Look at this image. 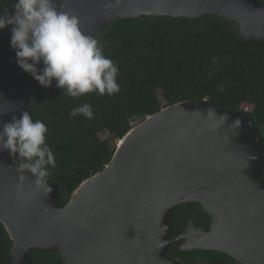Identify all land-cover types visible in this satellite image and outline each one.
<instances>
[{"label": "water", "instance_id": "obj_1", "mask_svg": "<svg viewBox=\"0 0 264 264\" xmlns=\"http://www.w3.org/2000/svg\"><path fill=\"white\" fill-rule=\"evenodd\" d=\"M97 37L118 19L149 16L232 21L246 39L264 40L260 0H53ZM15 10H8L9 17ZM5 14V15H6ZM0 30V131L30 111L34 79ZM40 68H43L41 63ZM19 154L0 149V221L12 242L7 264H34L30 253L57 251L64 264H186L169 256L175 208L198 203L212 217L196 225L183 251L225 253L264 264V139L248 111L210 100L168 107L135 126L105 170L65 204L56 182L37 190L18 180ZM19 185V187H18Z\"/></svg>", "mask_w": 264, "mask_h": 264}, {"label": "trees", "instance_id": "obj_2", "mask_svg": "<svg viewBox=\"0 0 264 264\" xmlns=\"http://www.w3.org/2000/svg\"><path fill=\"white\" fill-rule=\"evenodd\" d=\"M14 3L0 0V15L14 10ZM95 38L119 67V93L112 97L88 94L76 100L63 96L55 82L45 89L34 80L32 88L29 113L34 121L47 125V143L56 159L48 180L59 184L63 203L86 180L105 170L118 143L135 126L180 103L210 100L235 111L247 110L264 139V40L246 39L232 21L213 15L118 19ZM85 102L92 106L91 120L69 116ZM185 207L190 210L181 213ZM208 216L200 204L190 203L175 208L173 223L178 230L183 221L182 231H187L193 223L204 225ZM12 249L0 221V264L12 260ZM181 250L170 255L186 264L209 254L239 264L212 251ZM31 257L34 264H62L57 251L48 256L33 251Z\"/></svg>", "mask_w": 264, "mask_h": 264}, {"label": "clouds", "instance_id": "obj_3", "mask_svg": "<svg viewBox=\"0 0 264 264\" xmlns=\"http://www.w3.org/2000/svg\"><path fill=\"white\" fill-rule=\"evenodd\" d=\"M11 17L0 15V30L11 27L10 47L21 70L47 89L62 90L63 96L79 100L88 94L112 97L120 92L118 65L104 53V46L94 36L85 34L79 18L57 8L53 0H15ZM41 63L43 68H40ZM69 116L94 117L92 106L85 102L73 108ZM47 125L33 120L28 111L13 116L0 131V149L19 154L18 180L30 173L37 190L51 189L47 182L55 168L54 152L47 143ZM19 187V185H18Z\"/></svg>", "mask_w": 264, "mask_h": 264}, {"label": "flooded vegetation", "instance_id": "obj_4", "mask_svg": "<svg viewBox=\"0 0 264 264\" xmlns=\"http://www.w3.org/2000/svg\"><path fill=\"white\" fill-rule=\"evenodd\" d=\"M186 204H190V203H186ZM186 204H184V205H186ZM184 205H181V206H184ZM181 206H179V207H181ZM178 208V207H177ZM187 210H190V209H187L186 207L185 208H182L181 209V213H187L188 211ZM195 210V208H192V211H194ZM204 211V210H203ZM207 214V213H206ZM211 223H212V217L209 215L208 217H206V221L203 223L204 224V226H209L210 227V225H211ZM198 224H200V223H193L191 226H190V229L189 230H187V231H182V227H183V221L179 224V228L180 229H178V230H176V226H175V230H174V234H173V238H175V239H181V238H183L181 241H178L176 244H173L171 247H170V250H169V256L170 257H172L171 255H170V253H171V251L172 250H175V251H177V250H181V246L182 245H184V242L185 241H187V239H188V235L193 231V228H194V226H196V225H198ZM183 230H185L184 228H183ZM182 251V250H181ZM209 252V251H212V250H202L201 252ZM212 252H215V253H218V254H221V255H227V254H225V253H222V252H217V251H212ZM32 253V252H31ZM31 253H30V256H31ZM41 254H45V255H49V254H47V253H42V252H40ZM188 253H190V252H188ZM60 254V253H59ZM61 256V255H60ZM227 256H229V255H227ZM229 257H231V256H229ZM62 258V257H61ZM172 258H175V257H172ZM232 258V257H231ZM193 259V263H195V264H206L205 262L206 261H204V260H207V261H209V263L210 262H212V261H214V260H220V261H223V263H219V264H224V262H225V264H233L231 261H225V259L223 258L222 259V257L221 258H219V257H216L215 255H211V254H209V256H207L206 257V259H203V258H192ZM233 259V258H232ZM234 261H236L235 259H233ZM34 262V261H33ZM237 262V261H236ZM238 263V262H237ZM62 264H64L63 263V261H62Z\"/></svg>", "mask_w": 264, "mask_h": 264}, {"label": "rangeland", "instance_id": "obj_5", "mask_svg": "<svg viewBox=\"0 0 264 264\" xmlns=\"http://www.w3.org/2000/svg\"><path fill=\"white\" fill-rule=\"evenodd\" d=\"M247 111V110H246ZM105 137V136H104ZM108 137V136H107Z\"/></svg>", "mask_w": 264, "mask_h": 264}]
</instances>
